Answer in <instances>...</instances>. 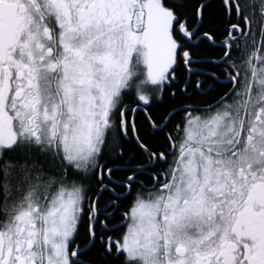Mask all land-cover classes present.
I'll return each instance as SVG.
<instances>
[{"label": "snow or ice", "instance_id": "snow-or-ice-1", "mask_svg": "<svg viewBox=\"0 0 264 264\" xmlns=\"http://www.w3.org/2000/svg\"><path fill=\"white\" fill-rule=\"evenodd\" d=\"M0 264H264V0H0Z\"/></svg>", "mask_w": 264, "mask_h": 264}]
</instances>
